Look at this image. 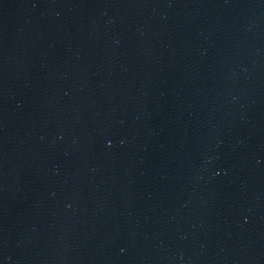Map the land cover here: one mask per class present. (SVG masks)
I'll return each instance as SVG.
<instances>
[{"label": "water", "instance_id": "obj_1", "mask_svg": "<svg viewBox=\"0 0 264 264\" xmlns=\"http://www.w3.org/2000/svg\"><path fill=\"white\" fill-rule=\"evenodd\" d=\"M0 264H264V0H0Z\"/></svg>", "mask_w": 264, "mask_h": 264}]
</instances>
